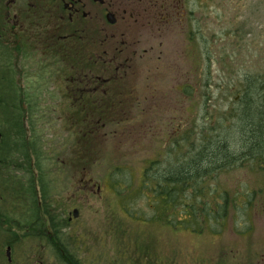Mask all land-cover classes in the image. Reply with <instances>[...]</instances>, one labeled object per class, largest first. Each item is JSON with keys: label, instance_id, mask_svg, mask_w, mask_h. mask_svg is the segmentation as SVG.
I'll use <instances>...</instances> for the list:
<instances>
[{"label": "rangeland", "instance_id": "rangeland-1", "mask_svg": "<svg viewBox=\"0 0 264 264\" xmlns=\"http://www.w3.org/2000/svg\"><path fill=\"white\" fill-rule=\"evenodd\" d=\"M172 1L164 0L166 6ZM182 1L160 34L133 48L120 87L101 81L97 92L77 102L62 98L61 83L54 82L51 94L31 101L37 113L20 115L36 186L50 185L51 204L63 208L50 213L56 218L78 211L64 225L67 236L52 246L58 247L54 263L253 264L264 248V172L251 163L205 186L223 184L229 203L245 193L253 197L249 211L229 210L220 233L209 226L192 232L168 226L142 185L152 163L162 161L149 176L164 167L160 155L180 130L210 127L229 107L235 112L244 75L264 71V0ZM140 20L134 16V28L142 27ZM84 59V69L96 70L91 54ZM110 74L101 66L102 79ZM77 107L79 114H72ZM236 140L232 149L240 152L239 133Z\"/></svg>", "mask_w": 264, "mask_h": 264}, {"label": "flooded vegetation", "instance_id": "flooded-vegetation-1", "mask_svg": "<svg viewBox=\"0 0 264 264\" xmlns=\"http://www.w3.org/2000/svg\"><path fill=\"white\" fill-rule=\"evenodd\" d=\"M182 4V0L167 6L164 0H0V264H57L53 259L58 247L52 246L59 238L63 241L64 225L74 221V211L56 218L50 213L59 205L51 204L48 189L36 186L35 171L24 170L22 163L34 166L21 148L15 116L35 114L33 100L51 94L54 82L61 83L62 98L77 102L97 92L101 81L120 87L131 71L133 48L148 45L149 35L160 34ZM135 15L142 27L132 25ZM90 54L96 70L84 69V58ZM104 64L112 71L105 80L100 75ZM78 107L72 114H79ZM59 209L63 212L61 204ZM261 249L250 259L253 264H264Z\"/></svg>", "mask_w": 264, "mask_h": 264}, {"label": "trees", "instance_id": "trees-1", "mask_svg": "<svg viewBox=\"0 0 264 264\" xmlns=\"http://www.w3.org/2000/svg\"><path fill=\"white\" fill-rule=\"evenodd\" d=\"M238 90V99L234 100L238 105L235 112H232L234 107H229L224 117L217 116L210 127L180 130L178 139L171 141L165 155H160L162 158L166 156L164 167L156 175L149 176L148 173L155 166H160L162 161L152 163L143 174L142 185L148 199L153 200L159 217L162 213V219L174 229L182 225L192 232L209 226L212 232L220 233L231 208H243L244 211L254 208L250 194H243L244 200L234 198L229 203L227 193L222 191L223 184H215L210 189L205 187L226 171L236 166L243 167L244 163H251L264 172V71L245 74ZM228 114L235 116V119L229 120L226 117ZM17 117L23 150L26 148L23 142L26 143L24 139L28 137L29 131L25 129L26 123L23 121L21 125L20 116ZM225 120L230 122L229 126ZM231 121L235 122L234 126ZM237 133L241 143H244L240 152L232 149L237 145ZM24 154L27 155L26 152ZM22 165L27 166L25 171L35 170L28 161ZM49 186L44 188L47 190ZM51 190L48 191L49 196ZM259 191V194H264L263 188Z\"/></svg>", "mask_w": 264, "mask_h": 264}, {"label": "water", "instance_id": "water-1", "mask_svg": "<svg viewBox=\"0 0 264 264\" xmlns=\"http://www.w3.org/2000/svg\"><path fill=\"white\" fill-rule=\"evenodd\" d=\"M73 215H74L75 218H77L78 217V211L77 210H74Z\"/></svg>", "mask_w": 264, "mask_h": 264}]
</instances>
